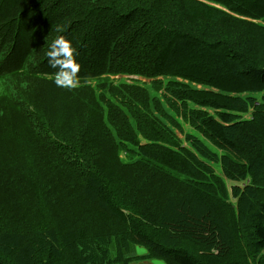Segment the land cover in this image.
Listing matches in <instances>:
<instances>
[{"label": "trees", "instance_id": "obj_1", "mask_svg": "<svg viewBox=\"0 0 264 264\" xmlns=\"http://www.w3.org/2000/svg\"><path fill=\"white\" fill-rule=\"evenodd\" d=\"M137 260L264 264V0H0V264Z\"/></svg>", "mask_w": 264, "mask_h": 264}, {"label": "clouds", "instance_id": "obj_2", "mask_svg": "<svg viewBox=\"0 0 264 264\" xmlns=\"http://www.w3.org/2000/svg\"><path fill=\"white\" fill-rule=\"evenodd\" d=\"M73 49L71 43L64 37H59L49 46L48 59L49 64L53 68L61 67V60L59 57L71 58Z\"/></svg>", "mask_w": 264, "mask_h": 264}, {"label": "crops", "instance_id": "obj_3", "mask_svg": "<svg viewBox=\"0 0 264 264\" xmlns=\"http://www.w3.org/2000/svg\"><path fill=\"white\" fill-rule=\"evenodd\" d=\"M135 254L138 256H142V255H145L146 252L142 248H138L136 249ZM132 264H164V263L161 261H156V260H153V261L141 260V261L134 262Z\"/></svg>", "mask_w": 264, "mask_h": 264}, {"label": "rangeland", "instance_id": "obj_4", "mask_svg": "<svg viewBox=\"0 0 264 264\" xmlns=\"http://www.w3.org/2000/svg\"><path fill=\"white\" fill-rule=\"evenodd\" d=\"M125 22L128 23L129 25L130 24H133L132 20H130L129 22L128 21H125ZM183 128H184L185 131L189 130V128L186 125H183ZM216 172L221 175V172H220V168L219 167H216Z\"/></svg>", "mask_w": 264, "mask_h": 264}]
</instances>
